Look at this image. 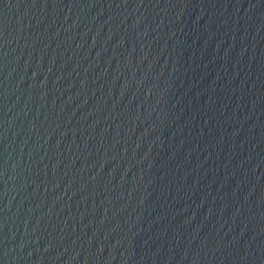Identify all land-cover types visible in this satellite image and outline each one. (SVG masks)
Instances as JSON below:
<instances>
[{"label":"water","instance_id":"obj_1","mask_svg":"<svg viewBox=\"0 0 264 264\" xmlns=\"http://www.w3.org/2000/svg\"><path fill=\"white\" fill-rule=\"evenodd\" d=\"M0 264H264V0H0Z\"/></svg>","mask_w":264,"mask_h":264}]
</instances>
